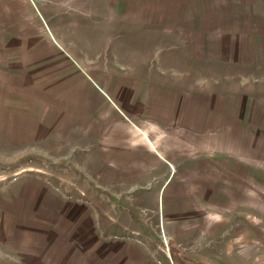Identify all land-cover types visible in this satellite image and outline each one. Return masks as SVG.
<instances>
[{
    "label": "rangeland",
    "instance_id": "rangeland-1",
    "mask_svg": "<svg viewBox=\"0 0 264 264\" xmlns=\"http://www.w3.org/2000/svg\"><path fill=\"white\" fill-rule=\"evenodd\" d=\"M0 264H264V0H0Z\"/></svg>",
    "mask_w": 264,
    "mask_h": 264
},
{
    "label": "crops",
    "instance_id": "crops-1",
    "mask_svg": "<svg viewBox=\"0 0 264 264\" xmlns=\"http://www.w3.org/2000/svg\"><path fill=\"white\" fill-rule=\"evenodd\" d=\"M13 213H14V211H13ZM6 214H7L6 218H8L9 220L12 219V217H13L12 214H8L7 212H6ZM14 215H15V218H18L20 216V214H15V213H14ZM39 230H40L39 232H41V229H39Z\"/></svg>",
    "mask_w": 264,
    "mask_h": 264
}]
</instances>
